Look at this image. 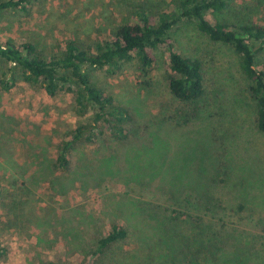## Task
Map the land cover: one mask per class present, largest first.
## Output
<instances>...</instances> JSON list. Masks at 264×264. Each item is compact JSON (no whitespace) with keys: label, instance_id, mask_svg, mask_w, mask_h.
Here are the masks:
<instances>
[{"label":"rangeland","instance_id":"1","mask_svg":"<svg viewBox=\"0 0 264 264\" xmlns=\"http://www.w3.org/2000/svg\"><path fill=\"white\" fill-rule=\"evenodd\" d=\"M168 5L32 0L26 11L0 13V39L31 42L44 55L60 52L68 39L93 48L138 6L157 12ZM207 18L264 25V0H234ZM171 36L181 55L203 64L199 106L169 93L162 49L148 84L140 83L136 58L111 74L94 70L93 81L127 108L128 136L102 133L77 143L66 169L54 164L57 146L93 112L80 116L71 93L50 96L23 81L0 90V242L7 251L0 264H264V133L239 56L193 20L180 22ZM255 62L264 68V52ZM146 146L161 155L139 176L135 165ZM241 201L245 210L236 212ZM176 213L180 219L171 220ZM116 223L126 237L95 253L97 239ZM243 232L252 241L235 263L231 252Z\"/></svg>","mask_w":264,"mask_h":264},{"label":"trees","instance_id":"2","mask_svg":"<svg viewBox=\"0 0 264 264\" xmlns=\"http://www.w3.org/2000/svg\"><path fill=\"white\" fill-rule=\"evenodd\" d=\"M31 1L0 0V13L6 10L26 11ZM233 1L169 0L168 9L157 12L138 6L130 14L128 21L115 28L112 38L96 42L93 48H86L79 41L68 39L63 50L44 55L31 42L17 45L9 39H0V90L7 92L18 81H23L40 86L50 96L61 91L71 93L75 112L80 116L93 112L90 122L78 123L57 146L54 164L66 169L69 165V153L77 143L93 142L102 133L110 134L115 140L128 136L130 114L127 108L93 81L94 70L111 74L119 70L123 63L136 58L140 83L148 84L156 60L155 51L162 49L167 58L166 81L169 93L188 107L196 109L199 106L205 95L203 64L197 58L181 55L175 49L171 36V31L180 22L193 20L198 30L209 39L231 46L239 56V68L248 81L247 91L256 106V126L264 133V68H257L255 62L256 56L264 52V25L253 19L231 23L219 20L212 22L207 18L209 11L221 12ZM251 41L258 42L254 44ZM146 148L148 150L145 157L139 158L135 165V173L140 174L139 176L148 166L155 167L161 155L158 154L157 146ZM111 154L106 158L107 163ZM1 201L0 185V205ZM245 207V201H241L235 211L243 212ZM180 216L176 213L171 220H179ZM127 234L125 227L114 224L111 232L97 239L95 253L102 252ZM251 241L245 232L239 235L231 252L235 263L242 258V250L246 251ZM254 247L256 245L251 248ZM6 252L0 242V257Z\"/></svg>","mask_w":264,"mask_h":264}]
</instances>
